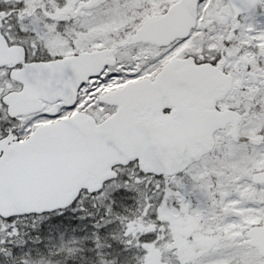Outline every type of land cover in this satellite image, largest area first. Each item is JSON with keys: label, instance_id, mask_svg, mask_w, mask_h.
<instances>
[{"label": "snow or ice", "instance_id": "1", "mask_svg": "<svg viewBox=\"0 0 264 264\" xmlns=\"http://www.w3.org/2000/svg\"><path fill=\"white\" fill-rule=\"evenodd\" d=\"M0 264H264V0H0Z\"/></svg>", "mask_w": 264, "mask_h": 264}]
</instances>
